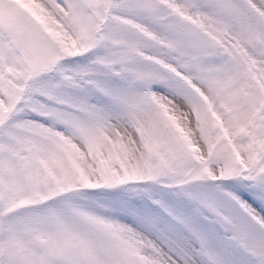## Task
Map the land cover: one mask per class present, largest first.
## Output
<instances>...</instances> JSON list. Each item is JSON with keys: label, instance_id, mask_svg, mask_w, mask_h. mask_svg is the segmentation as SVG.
Segmentation results:
<instances>
[{"label": "snow or ice", "instance_id": "obj_1", "mask_svg": "<svg viewBox=\"0 0 264 264\" xmlns=\"http://www.w3.org/2000/svg\"><path fill=\"white\" fill-rule=\"evenodd\" d=\"M0 264H264V0H0Z\"/></svg>", "mask_w": 264, "mask_h": 264}]
</instances>
